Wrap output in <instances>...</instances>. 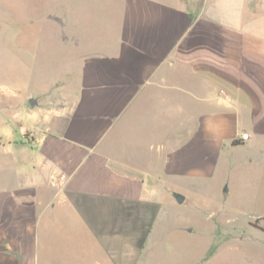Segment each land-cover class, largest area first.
Wrapping results in <instances>:
<instances>
[{"label": "crops", "instance_id": "0c3cea01", "mask_svg": "<svg viewBox=\"0 0 264 264\" xmlns=\"http://www.w3.org/2000/svg\"><path fill=\"white\" fill-rule=\"evenodd\" d=\"M69 5L73 27L101 8L98 30L69 33L84 44L69 81L0 117V264H40L58 221L77 216L122 254L139 250L186 200L184 181L264 170V0ZM131 217L140 229L125 233Z\"/></svg>", "mask_w": 264, "mask_h": 264}, {"label": "rangeland", "instance_id": "374dc122", "mask_svg": "<svg viewBox=\"0 0 264 264\" xmlns=\"http://www.w3.org/2000/svg\"><path fill=\"white\" fill-rule=\"evenodd\" d=\"M69 2L0 0V117L19 111L13 107L10 112V102L31 108V98L37 104L50 88L69 81L68 63L84 51V44L69 40V33L98 30L93 20L101 10L95 5L83 8L73 27ZM26 121L16 125L13 137L21 139ZM184 182L186 200L168 206V221L157 222L153 239L143 240L139 250L126 244L122 254L98 238L95 224L78 216L73 222L61 218L39 251L40 264H125L124 259L128 264H264V170L239 165L203 181ZM125 220L117 221L120 228ZM136 226L132 218L125 233L138 231Z\"/></svg>", "mask_w": 264, "mask_h": 264}, {"label": "water", "instance_id": "95a60500", "mask_svg": "<svg viewBox=\"0 0 264 264\" xmlns=\"http://www.w3.org/2000/svg\"><path fill=\"white\" fill-rule=\"evenodd\" d=\"M30 103H31V104L34 103V100H33L32 98L30 99ZM174 196H175V198H176V200H177L178 202H182L183 199H184V196H183L182 194L178 193V192L174 193ZM188 230H190V228H188Z\"/></svg>", "mask_w": 264, "mask_h": 264}, {"label": "built area", "instance_id": "2783aa9c", "mask_svg": "<svg viewBox=\"0 0 264 264\" xmlns=\"http://www.w3.org/2000/svg\"><path fill=\"white\" fill-rule=\"evenodd\" d=\"M248 137V134L246 132H243L242 134H240V139L244 140Z\"/></svg>", "mask_w": 264, "mask_h": 264}, {"label": "trees", "instance_id": "16d2710c", "mask_svg": "<svg viewBox=\"0 0 264 264\" xmlns=\"http://www.w3.org/2000/svg\"><path fill=\"white\" fill-rule=\"evenodd\" d=\"M232 143H233V144H236V143H238V142H237L236 140H233ZM261 219L264 220V217H262ZM258 220H260V218H257V221H258ZM253 225L256 226L255 224H253ZM262 229L264 230V227H263Z\"/></svg>", "mask_w": 264, "mask_h": 264}]
</instances>
